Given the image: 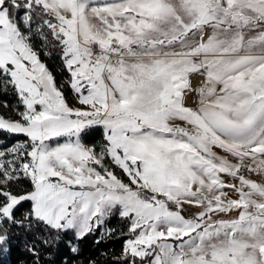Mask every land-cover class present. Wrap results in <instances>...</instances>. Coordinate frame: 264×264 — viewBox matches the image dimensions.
I'll return each mask as SVG.
<instances>
[{"label":"snow or ice","instance_id":"snow-or-ice-1","mask_svg":"<svg viewBox=\"0 0 264 264\" xmlns=\"http://www.w3.org/2000/svg\"><path fill=\"white\" fill-rule=\"evenodd\" d=\"M0 264H264V0H0Z\"/></svg>","mask_w":264,"mask_h":264}]
</instances>
